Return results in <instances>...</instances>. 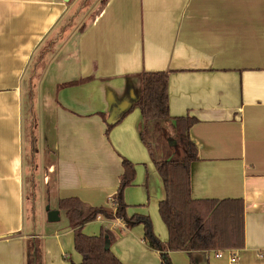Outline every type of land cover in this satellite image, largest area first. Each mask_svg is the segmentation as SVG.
Listing matches in <instances>:
<instances>
[{
  "label": "crops",
  "instance_id": "1",
  "mask_svg": "<svg viewBox=\"0 0 264 264\" xmlns=\"http://www.w3.org/2000/svg\"><path fill=\"white\" fill-rule=\"evenodd\" d=\"M70 2L0 0V264H27L30 245L39 247L42 264L48 256L49 264L83 260L70 226L42 237L26 223L25 173L39 166L25 167V123L35 121L26 118L27 88L37 90L29 153L42 142V160L54 156L45 184L52 175L60 199L94 205L115 195L123 159L141 148L144 121L131 109L141 75L163 71L170 73V116L197 120L189 131L198 151L192 197L245 206V247L233 250L236 263L228 253L202 251L169 252L171 264H264V0H108L53 55ZM118 120L107 136V121ZM152 183L148 175V201ZM160 193L158 203L164 187ZM89 224L83 233L96 237ZM116 227L107 228L118 234L110 250L122 264H163L141 229Z\"/></svg>",
  "mask_w": 264,
  "mask_h": 264
},
{
  "label": "trees",
  "instance_id": "2",
  "mask_svg": "<svg viewBox=\"0 0 264 264\" xmlns=\"http://www.w3.org/2000/svg\"><path fill=\"white\" fill-rule=\"evenodd\" d=\"M170 73L146 72L141 75L142 92L131 109H138L144 126L139 132L141 142L157 169L164 186L165 197L159 202V215L169 237L162 243L153 233L151 220L145 216L134 215L127 218L128 206L124 202L125 192L132 187L136 169L132 162L123 159L124 173L120 177L119 189L112 204L114 211L93 208L72 198L60 205L66 212L67 221L73 230L75 251L83 257L81 264H122L111 250H105L116 238L109 231L99 237L83 233L88 223L105 218L121 219L127 229L136 225L145 226V242L157 250L163 264H171L169 252H202L236 250L245 247V206L241 199L235 200H196L192 197V164L198 161V151L189 134L197 124L195 118L170 116L169 100ZM125 117V116H123ZM123 119V118H122ZM121 120L108 123V136ZM174 126L175 144L181 152L174 151L165 136L169 125ZM27 264H42L39 247L30 245Z\"/></svg>",
  "mask_w": 264,
  "mask_h": 264
},
{
  "label": "rangeland",
  "instance_id": "3",
  "mask_svg": "<svg viewBox=\"0 0 264 264\" xmlns=\"http://www.w3.org/2000/svg\"><path fill=\"white\" fill-rule=\"evenodd\" d=\"M108 0H72L70 2V6L72 7V14L69 16L71 19H69L67 22L65 21V24L63 28L57 33L56 41H55V49L53 55L58 54V47L68 38L72 33L76 34V31L78 28L84 25H89L100 13V11L104 8ZM73 18V19H72ZM43 67V64H42ZM41 67V68H42ZM44 72V71H43ZM43 72L40 74L41 76L38 78H41L43 76ZM61 79L58 78V83H60ZM33 85V84H32ZM30 85L27 88L26 94L24 96L26 105V118L27 115L33 117V121H31L30 118H28L29 123L31 124L30 131L34 133L32 134L34 137L36 135L35 132V126L37 123L36 119V107L37 104L34 101L35 100V86ZM37 91V90H36ZM36 95V94H35ZM32 107H31V104ZM32 113V115H31ZM25 123V167L28 166H38L35 170V174H28V172L25 173V182H24V188H25V206H26V223L30 225L32 228L35 229V232L39 236L46 237L49 234L55 233V231H64L66 228L69 227V222L67 221L66 212L63 210V208L60 206L62 202L68 199H60L59 196H57V192L54 191V183H53V176H51L50 179V185L47 186L44 182V178L46 175V172L44 170L45 164L47 161L50 163L54 161L53 154L48 156L43 155V160L41 158L40 152L42 151V142L40 144L37 142V145L34 147L33 155H30L28 145L31 141V136L29 134L28 128L26 129L27 122ZM50 126V125H49ZM28 130V131H27ZM165 136L167 137L168 141L171 143L172 147L174 148V151H177L178 153L181 152L177 145L175 144V134L173 132V126L170 124L167 129L165 130ZM34 139V138H33ZM35 140V139H34ZM141 143V142H140ZM141 148L140 150L136 151L137 153L134 154L133 159L125 158V160L132 162L136 169V177L134 180V183L132 184V187L126 192L124 202L127 204V218H132L134 215L139 216H145L148 217L149 220L152 222L153 226V233L155 237H157L162 243L167 242V232L165 225L163 223V220H161L159 215V203L158 199H160L161 196V190L164 187L161 182V178L159 176V173L157 169H155V166L152 162L150 152H148L143 144H140ZM36 148L39 149V156L36 157ZM46 154H48V150L46 151ZM34 158V159H33ZM150 176L151 181L153 182L152 185V194L149 201L147 200V197L144 192V186L146 177ZM116 189V188H115ZM108 190V189H106ZM105 190V191H106ZM115 191H118L115 190ZM117 192H115L116 194ZM131 193V195H130ZM115 196V195H114ZM113 197H108L107 199H100L94 198V205H91L87 202H84L82 200H79L80 202H84L87 205H90L93 208H104L114 211L115 206L112 204ZM72 199V198H71ZM76 199V198H75ZM50 206L51 210L59 211L60 212V218L58 222L50 223L48 221V213H47V207ZM123 222V226L120 223V221ZM115 219L113 221L107 220L104 217L101 221H93L91 224L87 226L88 229H91L92 231H95L97 235L99 236L103 231H109L110 226L114 225L116 227L115 232L118 230L120 231L121 227L126 228V224L121 219ZM141 229L142 236L144 238L145 236V226L144 225H136L133 227L132 232H137V230ZM112 233V232H111ZM115 238L118 235L112 233ZM43 240V239H42ZM145 240V238H144ZM28 249L30 250V246H28ZM43 255H46V249H43ZM50 258L45 257L44 264L47 263V259ZM72 262V261H70Z\"/></svg>",
  "mask_w": 264,
  "mask_h": 264
},
{
  "label": "water",
  "instance_id": "4",
  "mask_svg": "<svg viewBox=\"0 0 264 264\" xmlns=\"http://www.w3.org/2000/svg\"><path fill=\"white\" fill-rule=\"evenodd\" d=\"M71 0H66L67 3H69ZM111 122V121H109ZM47 213H48V221L50 223H55V222H58L59 221V216H60V212L59 211H54V210H51V207L48 206L47 207ZM111 248V244L108 242L106 247H105V250H110Z\"/></svg>",
  "mask_w": 264,
  "mask_h": 264
},
{
  "label": "built area",
  "instance_id": "5",
  "mask_svg": "<svg viewBox=\"0 0 264 264\" xmlns=\"http://www.w3.org/2000/svg\"><path fill=\"white\" fill-rule=\"evenodd\" d=\"M226 253L230 254L231 263H236V261H237V254L233 250H219L217 252V254H216L217 255V258L224 257V255Z\"/></svg>",
  "mask_w": 264,
  "mask_h": 264
}]
</instances>
